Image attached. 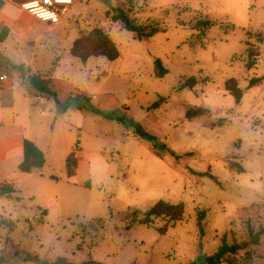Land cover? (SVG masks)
I'll return each mask as SVG.
<instances>
[{
	"label": "rangeland",
	"instance_id": "1",
	"mask_svg": "<svg viewBox=\"0 0 264 264\" xmlns=\"http://www.w3.org/2000/svg\"><path fill=\"white\" fill-rule=\"evenodd\" d=\"M121 6L159 31L135 39L112 21ZM5 27L0 76L21 86L4 95L10 110L0 114V139L23 133L46 155L42 169L26 174L23 160L0 152V184L16 191L0 197V253L7 238L17 251L8 264H198L224 245L235 249L225 255L234 264H264V234L243 248L249 227L264 229V0H77L49 24L0 0V36ZM95 27L116 43L118 60L71 55ZM249 45L259 55L252 69ZM28 73L53 77L57 97H37ZM231 79L240 102L226 89ZM195 109L204 114L189 118ZM68 147L77 159L72 178ZM160 201L182 204L183 220L139 224Z\"/></svg>",
	"mask_w": 264,
	"mask_h": 264
},
{
	"label": "trees",
	"instance_id": "2",
	"mask_svg": "<svg viewBox=\"0 0 264 264\" xmlns=\"http://www.w3.org/2000/svg\"><path fill=\"white\" fill-rule=\"evenodd\" d=\"M133 9L117 7L113 9L111 18L113 22H118L125 28L127 31L133 33L135 39L145 40L151 38L157 31H159L158 25L155 23H150L148 25L139 24L134 18H132ZM209 23V22H207ZM8 29H4L0 36V41H3L6 38ZM248 63L247 68L252 69L256 65L258 54L251 51V45L248 47ZM71 55L82 62H87L91 58L104 57L109 61H116L120 58V50L113 39L107 34L103 29L95 27L86 35L80 36L77 38L71 48ZM18 70H22V66H14ZM155 74L158 78H163L167 74V70L163 67L160 60L155 61ZM193 83L196 81L194 78L190 79ZM263 78L253 79L250 82L249 87H253L256 84L262 82ZM29 86L32 92L36 96L56 98L57 94L52 89L51 80L40 76L38 74H33L28 78ZM193 88L194 86L191 85ZM226 89L229 91L236 99L237 102H240L243 97V92L238 86V82L235 79H231L226 83ZM87 100H90L89 98ZM164 100L161 98L159 103H157L154 108H158ZM100 114H103L104 117L109 118L107 114H104L97 110ZM204 113L195 109L190 111L189 118L203 115ZM138 131L141 134V137L145 140H152L153 138L145 133L142 129L138 128ZM79 144V143H78ZM46 164L45 153L32 141L24 139L23 142V161L19 166V170L22 173L30 174L34 170L42 169ZM77 171V159L75 154V148H73L71 154L66 160V172L68 178L76 176ZM15 189L9 184H0V197H11L15 193ZM184 217V206L171 205L169 203L160 201L158 202L149 212H147L144 218L139 219L138 223L141 225H146L151 227L153 225L154 219L166 218L170 223H177L182 221ZM206 214L204 211L200 212L198 216V225L200 233L204 235V224L202 222L205 220ZM101 222V220H99ZM13 224H10L11 231L13 230ZM160 233L165 234L166 228L159 229ZM264 234V229L259 232L254 233L253 230L248 228V243L244 244V249H247L249 245L259 246L261 244V236ZM15 245L11 242L9 238L6 240L5 249L3 248L0 253V264H8L10 261L14 260L17 257V251L14 250ZM220 260L214 262L217 264L222 261H227L228 264H234L233 261H229L227 258L224 259L225 255L231 254V247L224 245L219 253ZM250 259L252 256H249V251L247 255ZM249 259V260H250ZM88 264H97L90 262Z\"/></svg>",
	"mask_w": 264,
	"mask_h": 264
},
{
	"label": "crops",
	"instance_id": "3",
	"mask_svg": "<svg viewBox=\"0 0 264 264\" xmlns=\"http://www.w3.org/2000/svg\"><path fill=\"white\" fill-rule=\"evenodd\" d=\"M5 28L8 29L7 27H5ZM9 32H10V30H9ZM29 76H31L29 73L25 75V79L27 81H28ZM45 78H48V79L51 80V86H52V89H53L54 78L51 77V76H45ZM20 82H21V79L19 77L17 79H15L14 81H12L11 85L9 84L8 86L4 85L5 81L4 82H0V88L3 90V93H4V94L2 93L3 97H0V114H1V116H4L6 114L8 115L9 114V110H10V107H9L10 105L8 104V101L5 100V98H7V95H5L6 92H9V91L12 92V91L19 90V88L21 86ZM93 88H96V87H93ZM74 94H75V89H74ZM4 95H5V98H4ZM83 96H84V98L86 100L88 98L89 99L92 98V97L90 98V96H87V95H83ZM43 98H47L49 100L48 97H42V99ZM77 109L78 108H75V109H72V110L76 111ZM56 119H59V118L57 117ZM0 122H1V118H0ZM13 132H16V131H13ZM24 139H27L25 134L18 133V132H16L15 135H11V136L9 135L5 139L1 138L0 139V152L3 154V157H5V158H17V159H19V161H22L23 160V142H24ZM28 140L34 142L40 148V146L38 145L36 140H34V139H28ZM72 150H73V148L71 149L70 147L65 149V152H64L65 161L67 160L68 156L71 154ZM45 157H46V155H45ZM3 184H7V183L4 182ZM224 259H226V256L224 257ZM250 262L253 264V259Z\"/></svg>",
	"mask_w": 264,
	"mask_h": 264
},
{
	"label": "built area",
	"instance_id": "4",
	"mask_svg": "<svg viewBox=\"0 0 264 264\" xmlns=\"http://www.w3.org/2000/svg\"><path fill=\"white\" fill-rule=\"evenodd\" d=\"M21 9L43 23H56L65 16L69 7L77 0H14ZM6 75L0 76L4 82Z\"/></svg>",
	"mask_w": 264,
	"mask_h": 264
},
{
	"label": "water",
	"instance_id": "5",
	"mask_svg": "<svg viewBox=\"0 0 264 264\" xmlns=\"http://www.w3.org/2000/svg\"><path fill=\"white\" fill-rule=\"evenodd\" d=\"M235 251V249H232L231 252L233 253ZM220 260V255L219 254H215L212 256H207V255H203L201 253L199 259H198V264H213L214 262ZM54 264H70L68 263L66 260L60 259L58 260L56 263Z\"/></svg>",
	"mask_w": 264,
	"mask_h": 264
}]
</instances>
